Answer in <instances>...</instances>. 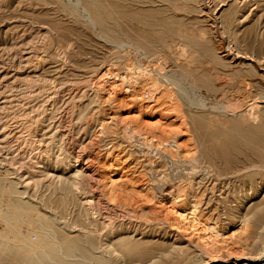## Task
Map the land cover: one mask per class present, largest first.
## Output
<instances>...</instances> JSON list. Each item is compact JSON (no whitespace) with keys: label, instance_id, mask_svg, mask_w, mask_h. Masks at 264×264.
Wrapping results in <instances>:
<instances>
[{"label":"bare ground","instance_id":"obj_1","mask_svg":"<svg viewBox=\"0 0 264 264\" xmlns=\"http://www.w3.org/2000/svg\"><path fill=\"white\" fill-rule=\"evenodd\" d=\"M144 3L0 0L1 19L15 16L51 35L64 27L76 29L102 55L80 65V48L66 45L63 52L52 50L40 68L41 45H30L26 94L15 100L24 113L14 115L28 156L3 155L10 143L0 135V264L152 260L166 244L138 234L139 227L117 234L116 227L135 220L161 224L167 236L162 240L171 244L187 235L190 245L197 241L202 256L225 264L229 256L211 257L226 243L227 229L205 221V193L222 194L237 185L254 190L242 198L238 232L244 233L256 216L264 220V90L245 108L244 100L228 98L212 72L193 66L197 57L223 63L211 47L183 42L178 58L162 52L160 34L177 18L158 10L155 1L147 9ZM128 4L133 8L127 9ZM224 7L216 14L222 16ZM62 59L72 67L56 68L53 60ZM256 61L264 67V57L252 56ZM220 93L224 101L214 99L216 104L209 106L208 96ZM236 149L245 155L243 165L230 158ZM257 175L262 179L255 180ZM115 180L130 191L111 188ZM82 222L108 236L94 240ZM161 252L172 254L171 249ZM256 253L264 255V246ZM197 264L207 263L200 259Z\"/></svg>","mask_w":264,"mask_h":264},{"label":"rangeland","instance_id":"obj_2","mask_svg":"<svg viewBox=\"0 0 264 264\" xmlns=\"http://www.w3.org/2000/svg\"><path fill=\"white\" fill-rule=\"evenodd\" d=\"M143 1L146 2L144 3V6H146L144 9L149 8L150 2L155 1V6L158 10L177 18L174 23L170 24L168 32L160 34L159 43L162 52L178 58L177 54L183 42L200 43L206 47H211L220 59L222 58L223 63L214 64L211 60L197 57L193 61V66L201 67L210 73L212 72V79L226 88L228 98L244 100L245 108L252 103L251 101H254L252 98L254 99L259 94V89L264 90V67L258 61L252 62V56L264 57V0ZM14 6L9 7L8 10H13ZM223 6H226L224 7L225 13L222 16L217 15V9ZM132 8L130 4L127 5V9ZM202 10L203 13L200 12ZM22 19L28 20L24 17ZM17 20L18 18L15 16L0 18V135L3 133V137L1 135L3 139L8 136L7 139L10 143L6 144L8 148L5 145L6 148L4 147V151L2 150L4 152H2L3 155L10 153L9 156L19 155L26 157L29 154V147L28 144H21L22 133L19 129L20 125L14 126V115L24 113L22 108H18L21 107V103H19L18 107L15 106L18 104L15 100L18 97L21 99L26 94L23 92L27 87L26 82L30 78L32 69V65L25 62L28 52L31 51L30 45L34 42H37L39 46L41 45L38 62L36 61L40 68L43 65H41L43 63L42 59L47 58V55L51 56L50 54L54 50H57L54 53L63 52L68 45H72L76 50L77 47L80 48L76 59L80 65L88 63L89 59L93 57L100 60L102 55L94 47V43L87 39L83 32H79L76 29L62 27L63 29L51 35L43 29L37 31L34 27ZM134 25L137 26L136 24ZM139 28L143 30L145 25H139ZM47 45L51 49L46 50L44 46ZM171 47L172 49H170ZM40 56L41 59L39 58ZM53 61L56 62V68L59 70H64L65 68L67 70L70 65L72 67L69 59H62L61 62ZM232 61H235L234 65H231ZM58 63L62 66L61 68ZM67 75L71 76L70 73H67ZM14 90L16 92L19 91V95ZM204 93L206 94V90ZM242 95L247 97L245 98ZM208 98L210 100L209 106L216 104L214 99L219 101H224L225 99L221 93L218 96L215 94L208 96ZM24 101L26 102L27 99ZM230 158L236 164L243 165L245 155L236 149ZM255 160L257 161L258 157ZM254 179L261 180L262 176L257 175ZM113 187L123 192L131 189L130 186L117 180L112 183L111 188ZM251 193H254V190H251L250 186L238 185L234 188L224 189L222 194L219 191L205 193V198L207 199V203L204 205L205 221L209 223L215 222L221 229H227L225 230L226 243L221 244L220 249L213 253L211 257L217 258L216 260H225L229 256L230 260L225 264H234L235 259L246 260L248 258H251V260H242L239 264L264 263L263 253L260 255L256 253L258 249L264 246V220H261L263 217H254L252 224L249 225L244 233H239L237 230L239 216L245 211L242 208V198ZM261 197L262 195L255 198L251 204L260 201ZM81 225L89 231L94 240L108 236L102 228L98 229L84 222ZM161 226V224L149 226L144 222H136L135 220L123 225V229L120 226L115 228L117 229V234H120L133 232L139 227L138 234H142L146 238L155 237L153 240L166 244L164 247H158V249L172 250V254L157 250L154 251V259L152 260L150 256H143L133 259L132 263L129 262L128 264H151L156 260H161L163 263L168 261L169 264H197L200 259H203L207 264H221L219 262L212 263L207 255L202 256L199 248L195 246L197 241L194 240L193 244L190 245L187 235L179 238L177 243L180 244H171L167 240H162L166 239L167 236L165 229ZM149 228L152 229L150 230ZM151 231H153V234ZM177 246L182 247V250H173L172 247Z\"/></svg>","mask_w":264,"mask_h":264}]
</instances>
